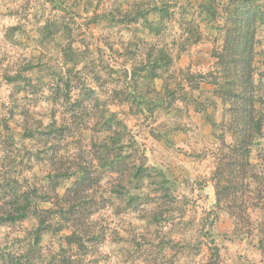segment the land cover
Returning <instances> with one entry per match:
<instances>
[{
	"label": "rangeland",
	"instance_id": "rangeland-1",
	"mask_svg": "<svg viewBox=\"0 0 264 264\" xmlns=\"http://www.w3.org/2000/svg\"><path fill=\"white\" fill-rule=\"evenodd\" d=\"M164 1L169 16L158 35L146 18L159 23L150 12L165 8ZM203 1L0 0V264H20V256L21 264H207L213 246L217 264H264V137L244 174H223L221 203L216 195L220 160L241 159L223 151L215 125L224 105L210 74L217 71L214 55L222 49L226 20L207 17ZM47 27L52 31L43 35ZM257 36L258 75L264 72V26ZM158 48L171 58L165 73L148 62ZM71 60L70 104L86 101L88 91L96 95L67 138L50 144L26 138L27 110L36 125L46 126L53 116L69 119L63 105L49 99L53 76L72 67ZM17 75L23 77L19 88L8 82ZM50 159L53 169H90L93 186L70 193L68 200L83 207H74L73 222L55 221L35 246V217L4 223L20 191L5 182L26 181L20 187L34 195V204L57 211L60 199L41 202L50 193ZM123 159L149 164L160 178L133 189L117 165H106ZM74 182L63 180L57 189L62 200ZM130 195L136 199L131 204ZM73 233L81 237V250L69 244Z\"/></svg>",
	"mask_w": 264,
	"mask_h": 264
},
{
	"label": "trees",
	"instance_id": "trees-1",
	"mask_svg": "<svg viewBox=\"0 0 264 264\" xmlns=\"http://www.w3.org/2000/svg\"><path fill=\"white\" fill-rule=\"evenodd\" d=\"M163 3L164 5L166 4L165 1ZM201 10L211 19L218 15L225 16L226 24L223 27L224 30H222L223 46L214 55V58L217 60V71L210 74L213 77L211 84L218 88L216 93L224 105L223 119L221 123L215 125H217L216 128H220L219 133L221 132L220 136L223 139L222 145L225 148L223 151L232 155V158L241 159V162H239V160L236 161L230 158L231 161L225 162L223 158L220 160L214 172V177L217 180L216 195L218 202L221 203L222 189L220 186L222 185V180H226V178H222L223 174L228 173L232 178H235L236 171L237 173L242 171L244 174L246 164H249L248 157L251 155V150L264 137V72L257 75L254 67L255 47L260 42L257 33L259 28L264 26V5L259 4L257 0H204L201 3ZM151 13L158 15L160 22H151L149 18H146V25H148V29L152 33L154 32L160 35L163 28L162 19L165 20L169 16L168 5H165V8L163 7L160 10L155 7ZM11 31L17 30L12 29ZM49 31H52L50 27L44 28L42 34L48 35L47 32ZM193 37L199 38L197 31ZM8 38L11 40L12 36H8ZM189 40L191 38L187 39V41ZM169 59L171 58L167 55L165 48L154 49L148 55L149 64L156 66L163 73L167 72V68L171 64ZM71 62L73 66L69 67L65 73L54 75L53 79L51 78L53 85L50 87L51 97L49 99V102L63 105L62 107L65 110L64 114L69 119L59 121L56 116H53L46 126L40 122L36 125L32 123L34 119L29 114L31 111L27 110L28 114L25 115L27 122L24 127L26 138L39 141L44 140L43 143L45 144H50L52 140L56 141L59 137L67 138L68 131L71 132L70 129H72L71 125L77 118H80L79 113L81 108H84L86 102L90 101L96 95L94 91H88L85 94L86 101L84 99H76L73 104H70L73 88L71 85L72 80L69 79V76L76 68L73 63L74 60H71ZM21 78H23L22 75L8 77V82L13 84L15 88H19L22 81ZM26 81L28 87L33 86L30 79H26ZM62 86L64 87L62 88ZM166 93L171 94L168 89H166ZM24 112L25 109H22L21 115L24 116ZM12 113L14 115L15 112ZM227 135L231 138L230 143H226L224 140V137ZM9 139V142L13 141V139ZM49 161L52 166L48 184L50 193L47 192L41 202L50 203L55 198L57 200L60 199L61 204L57 205V211L41 209L39 204H34L32 201L34 195H30L28 191L22 192L21 187H26L24 185L27 183L26 181H24L23 186L20 185V180L14 181L7 179L5 182L7 183V187L9 186L8 181L10 184L16 183L20 191L14 193L12 197L14 201L13 208L7 211L4 223L15 224L25 222L29 217H35L38 222L37 229L32 237L36 240L35 246L39 244L44 232L50 230V228L52 230L55 221L58 222L57 220L61 221L63 219L67 222L72 221L73 218H71V215L77 214L74 207L76 206V209L83 207L84 204H80V202L74 205L68 200L70 193L76 192L81 187L76 194L78 196L80 192L85 190L89 191L93 186L92 172L90 169L80 167V169L74 172L70 171V169L61 171L56 168L53 169L51 159ZM110 164L112 166L117 165L115 171L120 176H123L122 180H126L133 189H137L140 184H145L147 180L157 182V179L160 178L154 168H151L149 164H142L138 160L132 163L129 160L126 161L123 159L118 163L109 162L106 165L109 166ZM72 178H75V182L67 190V193L62 196L64 199L62 200L57 193V189H59L63 180ZM253 178L258 184L260 177L255 176ZM117 193L121 195V198L124 196L125 191L123 185L118 187ZM128 198L130 204L136 200L134 199V195H130ZM77 225L80 224L76 223L75 226ZM68 241L70 245L79 246V250L83 248L81 237L78 233L70 235ZM210 251L211 259L207 264H217V260L219 259L218 247H210ZM22 258L25 257L20 256L16 260L21 264ZM29 264L33 263L30 262Z\"/></svg>",
	"mask_w": 264,
	"mask_h": 264
}]
</instances>
